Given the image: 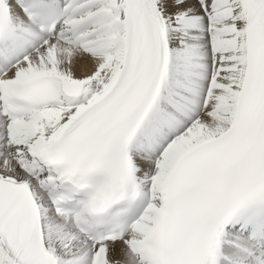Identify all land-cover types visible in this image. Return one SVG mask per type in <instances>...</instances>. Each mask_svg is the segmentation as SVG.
I'll list each match as a JSON object with an SVG mask.
<instances>
[{"label":"snow or ice","instance_id":"obj_1","mask_svg":"<svg viewBox=\"0 0 264 264\" xmlns=\"http://www.w3.org/2000/svg\"><path fill=\"white\" fill-rule=\"evenodd\" d=\"M0 264H264V0H0Z\"/></svg>","mask_w":264,"mask_h":264}]
</instances>
